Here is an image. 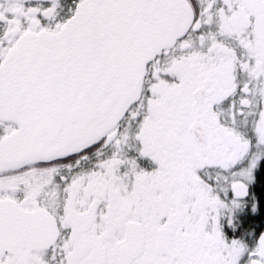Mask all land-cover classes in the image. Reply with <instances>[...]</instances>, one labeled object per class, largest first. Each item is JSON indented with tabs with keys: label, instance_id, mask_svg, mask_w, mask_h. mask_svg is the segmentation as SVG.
Returning a JSON list of instances; mask_svg holds the SVG:
<instances>
[{
	"label": "snow or ice",
	"instance_id": "snow-or-ice-1",
	"mask_svg": "<svg viewBox=\"0 0 264 264\" xmlns=\"http://www.w3.org/2000/svg\"><path fill=\"white\" fill-rule=\"evenodd\" d=\"M261 217L264 0H0V264H264Z\"/></svg>",
	"mask_w": 264,
	"mask_h": 264
},
{
	"label": "flooded vegetation",
	"instance_id": "flooded-vegetation-1",
	"mask_svg": "<svg viewBox=\"0 0 264 264\" xmlns=\"http://www.w3.org/2000/svg\"><path fill=\"white\" fill-rule=\"evenodd\" d=\"M261 220H264V217L258 218V219H257L256 221H254V222H253V221H249L248 223H255V225H256L257 227H262V226H264V225L261 224ZM248 223L245 224V227L248 226ZM228 235H229L230 238H238L235 234H233V233H231V232H229Z\"/></svg>",
	"mask_w": 264,
	"mask_h": 264
}]
</instances>
